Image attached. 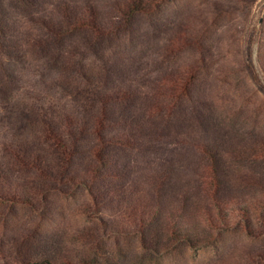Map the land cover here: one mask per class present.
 Listing matches in <instances>:
<instances>
[{"label": "trees", "instance_id": "1", "mask_svg": "<svg viewBox=\"0 0 264 264\" xmlns=\"http://www.w3.org/2000/svg\"><path fill=\"white\" fill-rule=\"evenodd\" d=\"M58 1L0 0V103L19 104L15 68L35 58L57 77V97L75 106L29 100L36 120L0 151V206L11 217L42 211L27 254L13 253L11 264H120L125 254L104 241L128 237L142 252L132 264H156L212 244L237 218L259 238L264 126L233 120L229 105L203 94L217 64L213 36H193L197 67L175 72L186 36L165 0ZM18 17L33 27L23 40ZM34 133L45 149L29 144ZM75 191L87 196L79 216L99 214L80 230L73 256L42 227L52 219L48 195Z\"/></svg>", "mask_w": 264, "mask_h": 264}, {"label": "rangeland", "instance_id": "2", "mask_svg": "<svg viewBox=\"0 0 264 264\" xmlns=\"http://www.w3.org/2000/svg\"><path fill=\"white\" fill-rule=\"evenodd\" d=\"M71 1L79 7H85L96 0H60ZM101 0L100 4H106ZM174 10L176 20L182 21L185 32L184 46L172 56L173 71L188 67H197L199 54L195 50L193 36L204 33L215 39L218 49L216 67L209 72L211 79L205 84L203 94L211 100L222 101L229 105L233 120L238 115L245 118L246 124L264 126V0H165ZM57 3V2H52ZM102 6V5H101ZM17 38L23 40L33 27L25 17L15 19ZM31 21V19H30ZM42 63L31 58L15 68L16 91L19 104L0 103V151L5 142L23 138L28 124L36 120L32 109L33 98L40 102L43 97L52 99L58 109L60 106L75 108L71 100L57 97V77L41 68ZM231 79L229 82L228 79ZM36 94H41L36 96ZM40 133L31 135L29 143L34 148L45 149ZM137 160H147L148 153H139ZM136 158V156H134ZM244 191L243 189L240 192ZM48 195V194H45ZM247 197L253 192H246ZM81 191L72 195L56 192L48 195L47 207L52 210L51 224L42 227L43 232L57 235L65 244L70 255L81 252L75 240L85 226L95 225V215L77 214L79 205L85 201ZM21 208L15 217L0 206V264H11L18 251L27 254L42 211ZM8 216L10 218H8ZM260 237H249L247 225L237 218L232 221L228 231H222L212 244L198 249H181L166 254L156 264H258L256 258H264V228H258ZM105 245L113 254H125L120 264H132V258L140 255V243L136 237L105 240ZM254 260V261H253ZM264 264V262H263Z\"/></svg>", "mask_w": 264, "mask_h": 264}]
</instances>
